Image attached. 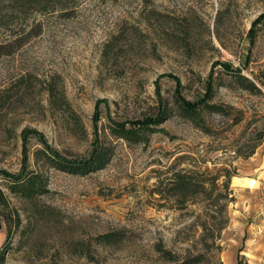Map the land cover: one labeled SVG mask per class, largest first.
Listing matches in <instances>:
<instances>
[{"label":"rangeland","instance_id":"1","mask_svg":"<svg viewBox=\"0 0 264 264\" xmlns=\"http://www.w3.org/2000/svg\"><path fill=\"white\" fill-rule=\"evenodd\" d=\"M225 67L258 88H242ZM212 75L209 102L225 113L205 110L200 128L175 99H204ZM166 110L147 143L111 131L113 122L132 126ZM42 141L79 160L98 141L112 157L83 174L41 167L50 193L35 201L44 217L10 194L11 206L0 209V231L9 232L5 264H179L197 255L199 264H225L236 244L235 176L237 200L220 238V190L207 183L182 197L169 182L192 169L243 176L240 163L264 144V0L1 3L0 173L39 168L34 151ZM256 144L253 156H240ZM106 234L115 239L102 242Z\"/></svg>","mask_w":264,"mask_h":264},{"label":"trees","instance_id":"2","mask_svg":"<svg viewBox=\"0 0 264 264\" xmlns=\"http://www.w3.org/2000/svg\"><path fill=\"white\" fill-rule=\"evenodd\" d=\"M10 1H17L24 5L33 6L36 9L47 8L49 4L52 2H61L62 0H0L1 3H6ZM225 70L228 74H230L233 79L239 83V85L253 92L257 89V85L251 81L248 77L243 75L238 70H233L232 68L225 67ZM208 92L204 99H201L197 102L189 101L183 98L182 96L177 95L175 104L178 108L179 113L184 118L188 119L195 126L204 128L205 119L203 117V113L205 110L209 112L216 113H225V109L222 105H217L209 102L213 92H214V79L213 75L209 79L208 83ZM169 112L166 110L164 113L156 118V119H147L143 121L134 122L132 126H127V123L123 122H113L111 125V131L113 134L122 138L129 143H147L150 140L151 135L158 130L157 126L163 122L165 116H167ZM41 147H37L34 151L35 164L39 166V168H24L19 172H10L3 171L0 173V177L4 179L6 182L4 186L0 184V209H6L11 206V197L13 196L22 198L26 201L32 202L35 204V208L37 213L44 217L47 211H43L38 208L36 203V198L47 195L50 193L49 189V178L48 176L40 170L41 167H50L55 168L64 172L69 173H87L93 170L103 169L110 162L112 157V151L109 148H104L97 141L93 150V153L89 158L85 160H79L75 158H70L62 154L59 150L50 147L47 145L45 141H42ZM259 145L256 144L252 151L247 154H240V156L244 158H250L256 152V148ZM27 143L25 142V153H27L28 149ZM225 173L218 172L217 174L211 175V177H206V174L209 173V170H201V169H192L183 172H176L174 178L169 182L170 189L177 193L179 196L186 197L190 192L198 193L199 188L207 183H212V185L219 189L220 195L219 199H224V203L219 208V213L221 214L219 225L217 228L216 237L221 236L222 231L229 225L230 218L227 213L228 205L231 202H235L237 200L234 191L231 187V180L234 176L237 175V171H231L229 169H224ZM224 177L222 183H220V179ZM9 193H7V191ZM190 193V194H192ZM217 199V201H219ZM51 215H54L50 211ZM19 222L21 220L19 218ZM2 218L0 213V229H2ZM19 223V226H20ZM6 240L0 247V264H5L7 260V240L9 237V232H6ZM115 239V236L112 234H106L100 237L102 242H110ZM219 250H223L221 245L218 246ZM159 250L163 251L164 256L169 261L176 260L173 253L171 251L165 250L164 248H160ZM244 256L239 257V263L243 264ZM202 255L191 256L188 257L183 263L179 264H199L202 260ZM223 264V263H221Z\"/></svg>","mask_w":264,"mask_h":264},{"label":"crops","instance_id":"3","mask_svg":"<svg viewBox=\"0 0 264 264\" xmlns=\"http://www.w3.org/2000/svg\"><path fill=\"white\" fill-rule=\"evenodd\" d=\"M243 176H235L232 184L238 192L239 216L231 220L234 227L235 245L225 250V264H238L239 257L245 256L250 264H264V144L250 159L240 163ZM236 179L245 181L236 182ZM252 217L250 223L247 218ZM253 227V230H252ZM6 232L0 231V247L6 240Z\"/></svg>","mask_w":264,"mask_h":264},{"label":"bare ground","instance_id":"4","mask_svg":"<svg viewBox=\"0 0 264 264\" xmlns=\"http://www.w3.org/2000/svg\"><path fill=\"white\" fill-rule=\"evenodd\" d=\"M239 181H245V179H242V180H238V179H236V182H239Z\"/></svg>","mask_w":264,"mask_h":264}]
</instances>
